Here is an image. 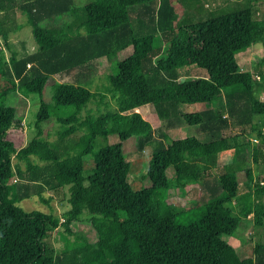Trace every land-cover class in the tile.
<instances>
[{"label": "trees", "instance_id": "1", "mask_svg": "<svg viewBox=\"0 0 264 264\" xmlns=\"http://www.w3.org/2000/svg\"><path fill=\"white\" fill-rule=\"evenodd\" d=\"M175 1L95 0L76 16L79 27L69 34L40 24L73 14L72 0H0L4 48L11 49L8 34L20 29L17 10L33 28L36 47L29 55L11 53L7 60L0 52V264H264V245L255 246L253 259L239 260L229 254L232 250L222 239L252 212L264 214L261 204L253 202L264 198V177L255 182L251 169L239 165L252 145V164L257 165L258 155L264 159L261 149L250 142L264 139L252 121L264 116L260 100L264 73L242 72L235 61L236 53L256 42H261L264 52L262 29L248 8L177 27ZM133 9L137 10L135 29L129 21ZM73 27L71 21L67 28ZM127 47L132 48L135 65L110 77L117 99L115 111H109L104 95L85 89L79 77ZM209 61L214 62L216 74L199 77L197 69L204 70ZM260 64L264 66V59ZM55 76L62 80L54 90L55 107L81 108L98 98L105 112L88 113L78 126L65 130L62 150L38 137L22 147L12 137L14 125L20 128L24 121L18 104L36 95L35 126L47 122L49 105L42 92ZM167 89L174 91L169 95ZM144 105L152 108L160 127L153 129L134 111ZM178 124L194 127L195 134L166 145L163 132ZM111 135L118 139L115 144L94 151L97 137ZM129 139L138 156L150 148L143 176L149 185L137 190L127 181L123 143ZM18 154L25 160L24 170L11 163V156ZM87 155L93 167L83 176ZM30 156L49 164L32 166ZM220 163L235 164L236 169L213 175L212 168ZM168 168L184 207L169 198ZM57 176L70 180V221L84 212L117 221L118 233L100 240L90 259L54 256L44 239L49 228L57 227V219L15 205L32 196L44 200L42 193L58 186ZM13 177L10 190L8 181ZM240 183L247 193L237 196ZM190 190L193 198L187 200ZM233 203L239 211L234 212Z\"/></svg>", "mask_w": 264, "mask_h": 264}, {"label": "rangeland", "instance_id": "2", "mask_svg": "<svg viewBox=\"0 0 264 264\" xmlns=\"http://www.w3.org/2000/svg\"><path fill=\"white\" fill-rule=\"evenodd\" d=\"M74 6L73 14H63L58 17H54L50 20H46L40 24V27H58L63 29L66 33L74 34L75 30L79 27V20L76 18L84 8L85 5L95 0H72ZM248 8L252 14V19L260 24L262 34L264 35V0H176L173 5L174 22L177 27L194 23L200 20H204L209 17H214L220 14L229 13L237 9ZM137 10L133 9L129 15V21L132 27L135 29L137 18ZM17 21L23 25V28L17 32L8 34V42L11 45V49L7 50L3 46V42L0 40V52L4 60H7L11 53L18 52V56L30 53L36 49L32 40L33 28L27 22L25 15L16 11ZM74 23L72 29H68L67 26L70 22ZM163 52L166 51V44L162 45ZM264 59V52L261 42H256L250 45L248 48L235 54V61L242 72H249L256 74L258 71L264 73V66L260 62ZM135 65V60L132 54V48L127 47L122 51L111 53L102 59L98 66L84 72L86 77L80 76V85L84 86L90 92H99L104 95L103 102H107L110 105L109 111H115V100L117 95L112 92L109 85V79L112 76L119 74L120 72L127 70ZM181 74H187V72L181 71ZM196 74L199 77L216 74V68L213 61L206 63L204 70L197 69ZM183 76L182 78H184ZM180 78V79H182ZM66 81V80H64ZM62 82L58 77H54L43 89L42 99L45 104L49 105V119L47 122L35 126V114L39 106V99L36 95H30L23 98L18 104V113L24 120L23 129L19 130V126L14 125L13 138L20 141V146L25 147L31 139L38 137L50 143L54 148L59 150L63 149L64 142H62V134L70 127L78 126L83 121L86 114L90 113L93 116L99 113H104L98 98H94L81 108L66 107L57 108L53 103V94L57 85ZM173 89H167L165 92L169 95L172 94ZM15 100L18 102V95L15 96ZM260 100L264 101V95L260 96ZM33 104L32 106L30 104ZM146 110H140L144 120L148 121L153 129L160 127V121L156 118L155 114L148 107ZM225 115V113H224ZM253 123L260 127H264V116H255L252 118ZM107 125L110 122L107 121ZM194 129V128H192ZM185 127V124H178L177 128L165 130L163 132L164 143L170 144L174 139L184 138L188 134H193V130ZM79 134H82V130H78ZM39 132V133H38ZM264 133V132H263ZM253 139V135L249 136ZM118 141L115 135L107 137H97L94 141L93 149L96 151L100 147L115 144ZM257 146V143L252 142ZM150 148H145L144 152L138 156L135 154L133 139L127 140L123 143V155L129 164V172L127 175V181L131 185L132 190L140 189L142 186H148L147 180L143 179L146 166L149 160ZM73 153L75 152L72 150ZM251 149L245 150V156L243 161L239 162L240 168L244 169L249 167L253 172V178L255 182L262 180L264 177L263 159L261 155L257 165H253L251 161ZM71 154V153H68ZM66 155L63 156L65 158ZM32 166L44 167L49 162L40 161L36 156L28 157ZM85 172L83 176H88L91 173L93 162L92 158L87 155L84 157ZM12 165H17L19 169H25V160L18 154L11 156ZM230 164V163H229ZM226 166L219 164L218 167L212 168L213 175L219 174V172L227 171L234 168L235 164ZM229 165V166H228ZM166 177L170 181V189L168 192L169 198L175 206L184 207V201L182 196L178 194L177 188L174 184L172 177V170L168 168L165 172ZM58 186L53 190H46L42 193L44 200H40L36 196H32L29 199L16 202L15 205L20 207L25 212L39 211L41 213L50 214L58 221L55 229L49 228L45 237V242L51 248L54 256H63L65 254L78 255L83 260L93 257L97 250V243L108 237H111L118 233L117 221L113 219L101 218L99 215H90L88 213H82L76 220L70 221L67 217L68 205L67 197L69 195L70 180L65 176H57ZM15 177L8 181V187L10 190L13 188ZM187 194L185 199L191 200L193 198V192ZM247 193L243 183L238 185L237 196H241ZM251 198H254L251 196ZM261 204V210L264 212V198L253 199V202ZM234 212L239 211L236 204L233 203ZM187 207V206H185ZM253 214L249 215V218L241 219L236 231L227 237L222 239L230 246V255L236 257L239 260L253 259L254 249L257 245H264V214L257 216ZM183 222V221H181Z\"/></svg>", "mask_w": 264, "mask_h": 264}, {"label": "crops", "instance_id": "3", "mask_svg": "<svg viewBox=\"0 0 264 264\" xmlns=\"http://www.w3.org/2000/svg\"><path fill=\"white\" fill-rule=\"evenodd\" d=\"M17 23H18V25H20V29H22L23 28V25L20 23V22H18L17 21ZM20 29H18V30H16L15 32H17V31H19ZM35 51V50H34ZM34 51H32V52H30V53H28V52H26L25 54L26 55H29V54H31V53H33ZM203 70V69H202ZM206 77V76H205ZM207 77H209V76H207ZM211 77V76H210ZM150 108L151 110H152V108L149 106V105H144V106H141V107H139V108H137V109H134V111L135 112H137V113H139V111L140 110H146L145 108ZM153 112V111H152ZM140 114V113H139ZM141 115V114H140ZM141 117H142V115H141ZM143 118V117H142ZM144 119V118H143ZM256 124V123H255ZM258 126V125H257ZM259 128H260V131H261V133L262 132H264V127H260V126H258ZM175 128H177V127H175ZM186 128H189V130H191L192 128H194V127H186ZM193 130V134H192V132H191V134H188V136H192V135H194L195 134V128L194 129H192ZM183 138V137H182ZM182 138H179V139H182ZM252 142H255V143H257V146L261 149V153L263 154V156H264V139H253L252 140ZM125 143V142H124ZM253 146V145H252ZM252 146H250V149H251V147ZM262 157V156H261ZM263 159V158H262ZM263 162H264V159H263ZM263 165H264V163H263ZM263 167L264 166H262V169H263ZM253 174H254V170H253ZM254 181H255V179H254ZM262 181V180H261ZM264 182V181H263ZM261 183V182H260ZM247 218H249V216L247 217Z\"/></svg>", "mask_w": 264, "mask_h": 264}, {"label": "built area", "instance_id": "4", "mask_svg": "<svg viewBox=\"0 0 264 264\" xmlns=\"http://www.w3.org/2000/svg\"><path fill=\"white\" fill-rule=\"evenodd\" d=\"M27 66H28V65H27ZM30 105H31V104H30ZM23 125H24V121H22V122L20 123V128H19V129H20L21 131L24 130V129H23Z\"/></svg>", "mask_w": 264, "mask_h": 264}]
</instances>
